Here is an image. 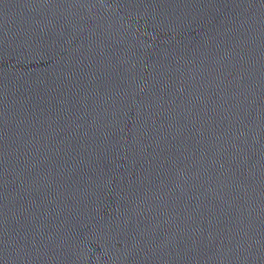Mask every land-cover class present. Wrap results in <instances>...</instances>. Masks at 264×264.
<instances>
[{"label": "water", "instance_id": "obj_1", "mask_svg": "<svg viewBox=\"0 0 264 264\" xmlns=\"http://www.w3.org/2000/svg\"><path fill=\"white\" fill-rule=\"evenodd\" d=\"M0 264H264V0H0Z\"/></svg>", "mask_w": 264, "mask_h": 264}]
</instances>
